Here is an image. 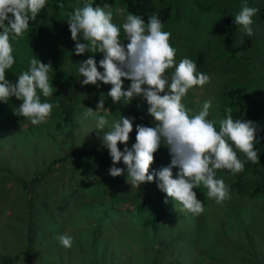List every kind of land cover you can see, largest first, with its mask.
Wrapping results in <instances>:
<instances>
[{
  "label": "rangeland",
  "instance_id": "374dc122",
  "mask_svg": "<svg viewBox=\"0 0 264 264\" xmlns=\"http://www.w3.org/2000/svg\"><path fill=\"white\" fill-rule=\"evenodd\" d=\"M164 1L173 17L163 30L171 33L177 63L185 57L195 61L197 51L205 52L202 72L211 80L189 90L200 99L192 112L211 100L208 119L224 118L225 109L231 107L232 115L241 113L238 119L256 122L261 129L258 138L264 137V14H260L264 13V0ZM86 2L89 0H47L46 16L39 27H29L22 38L10 37L15 64L6 70V79L15 82L34 55L45 64L51 61L53 96L41 95V100L60 107L53 109L46 122L32 125L14 114L21 101L12 97L8 103L0 102V255L6 260L12 257L13 264L26 262L29 256L32 264H264V192L250 197L233 192L231 184L236 183L237 175L217 171V178L230 189V198L221 204L208 198L203 186L194 189L204 203L199 216L182 210L171 199L165 204L166 194L155 182L136 188L126 182V175H109L112 159L102 146L103 132L98 131L95 117L85 116V107L95 110L97 101L105 100L110 111L100 114L109 121L107 130L113 120L127 116L125 110L134 100L143 98L136 97L127 105L123 100L113 104L107 96L110 84L81 86L80 61L92 56L98 71L103 72L99 67L103 53H74L75 42L66 22L67 14ZM90 2L125 6L123 0ZM155 2L163 6L159 0ZM245 2L259 8L251 25L252 47L220 62L226 15L233 12L236 16ZM113 23L119 26L122 18L114 15ZM238 32L241 42L246 33L241 26ZM120 39L124 40L122 29ZM129 84L125 80L124 90ZM233 92L235 99L231 98ZM145 123H152L149 115ZM131 136H136L134 130ZM134 143L131 139L127 146ZM118 147L123 151V144ZM255 148L260 164L249 161L244 171L258 170L255 179L264 181V139ZM82 154L87 160L79 167ZM170 159L162 142L149 172L166 166ZM116 167L126 166L121 161ZM76 185L81 187L79 192ZM86 203H90L89 214L79 209ZM62 234L73 237L71 248L60 244Z\"/></svg>",
  "mask_w": 264,
  "mask_h": 264
},
{
  "label": "clouds",
  "instance_id": "9594fccd",
  "mask_svg": "<svg viewBox=\"0 0 264 264\" xmlns=\"http://www.w3.org/2000/svg\"><path fill=\"white\" fill-rule=\"evenodd\" d=\"M46 2L0 0V102L8 103L12 97L21 101L14 114L27 118L32 125L46 122L53 109L60 107L59 103L41 100V95L53 96L54 87L49 78L53 70L51 61L45 64L34 55L28 69L19 74L15 82L6 79V70L15 64L10 37L22 38L30 21L36 20ZM258 12L259 8L245 2L234 17V24L252 36L251 25ZM67 15L71 39L75 42L74 53L104 54L99 61L103 72L98 71L97 61L92 56L78 63V72L84 77L81 86L99 88L98 82L110 84L107 96L113 104L123 100L127 105L134 98L142 97L148 105L147 114L153 120L151 127L136 125L135 143L129 148L134 117L122 115L104 130L109 121L100 113L110 111L105 107V100L100 98L95 110L85 107V116L95 117L98 131L103 132L102 146L109 150L112 159L109 175L113 178L126 175V182L136 188L155 182L166 194L165 204L171 199L179 203L182 210L196 216L205 209L194 189L203 186L207 197L217 204L229 199V186L217 178V171L227 170L237 175L249 161L260 164L255 145L264 137L258 138L259 125L252 120L234 119L231 107L225 109L224 118L208 119L211 100L204 101L195 113L182 103L190 89L203 87L211 77L198 72L196 62L190 58H182L177 63V50L170 44L171 33L163 30L157 14H152L145 23L143 17L129 12L126 6L114 7L108 3L94 6L89 0ZM114 15L122 18L119 26L113 23ZM121 29L123 41L127 43L120 39ZM169 69L174 71L166 75ZM125 80L130 81L127 90H124ZM162 142L170 155V163L150 173L154 153ZM118 144L124 145L123 151ZM238 152L243 154L244 160L238 158ZM121 161L125 168L116 167ZM58 240L64 248H71L73 244L70 235L62 234Z\"/></svg>",
  "mask_w": 264,
  "mask_h": 264
},
{
  "label": "trees",
  "instance_id": "16d2710c",
  "mask_svg": "<svg viewBox=\"0 0 264 264\" xmlns=\"http://www.w3.org/2000/svg\"><path fill=\"white\" fill-rule=\"evenodd\" d=\"M125 6L127 7V10L133 14L139 15L144 18L145 23H147L148 18L152 14H157L158 18L162 21L163 25L166 24L172 17L171 13V8L169 6L164 5L165 1L164 0H159V3L162 4L163 6L160 7L155 0H123ZM226 15V25L223 28L222 31V40L224 43V51L219 59L220 62L222 61H228L230 58H235L239 55H242L246 51H248L253 44V36H246L244 39L240 42V36L238 32L239 25L234 24V17L235 15L232 14ZM261 15L264 14L263 12L260 13ZM11 16V14H9ZM46 16V9H42L41 12L38 14L37 18L35 21H30L29 27L35 29L39 27L40 21L45 18ZM63 30V29H62ZM65 34H67V31H64ZM195 62L197 64V71L202 72L205 70L204 67V62H205V52L204 50H199L196 53L195 56ZM174 69H169L166 70V75H169L171 72H173ZM231 98H234V92L231 93ZM185 101V105L187 108L193 110L198 108V102L199 100L195 99V93L193 91H189L187 95L182 99ZM238 105V101L236 102ZM241 107L243 104L239 102ZM147 102L142 99H136L134 100L129 107L125 110L126 114L128 117H136V123L133 122V130L135 131L136 125L141 124L144 125L145 123V118L148 116L147 114ZM239 116H241V113H235L233 115L234 119H238ZM144 126H154L153 120L152 123L149 125H144ZM132 133H130V139H135V136H131ZM238 158H240V155L238 154ZM82 160H87V157L84 158V155L82 154L81 158L79 159L80 163H77L79 167L82 166ZM98 168V167H97ZM259 171L254 170V171H249L246 169L243 173L237 174V180L234 185L231 184V189L233 192L238 193L241 197L244 196H254L256 195L257 192H264V181L262 179H255L257 178ZM73 187V186H71ZM92 187V186H91ZM89 187V189L91 188ZM74 188V187H73ZM76 192H79L81 190V187L75 186ZM88 188L82 189L84 191H87ZM238 206V205H236ZM89 207L90 203H86L83 207L79 208L83 213L89 214ZM138 210H143L142 207H138ZM106 213L109 212L108 207L105 210ZM154 216L158 213H153ZM152 214V215H153ZM10 262L13 264V258H7L6 256L0 255V264H10ZM33 259L31 256L28 257L26 262H22L20 264H32Z\"/></svg>",
  "mask_w": 264,
  "mask_h": 264
}]
</instances>
